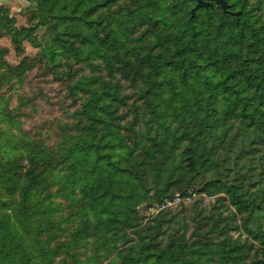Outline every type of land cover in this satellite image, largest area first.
Instances as JSON below:
<instances>
[{"label": "trees", "instance_id": "obj_1", "mask_svg": "<svg viewBox=\"0 0 264 264\" xmlns=\"http://www.w3.org/2000/svg\"><path fill=\"white\" fill-rule=\"evenodd\" d=\"M31 1L21 27L0 5V39L37 49L80 102L56 148L0 146V264H264V0L191 20V0ZM190 190L214 202L188 231Z\"/></svg>", "mask_w": 264, "mask_h": 264}, {"label": "rangeland", "instance_id": "obj_2", "mask_svg": "<svg viewBox=\"0 0 264 264\" xmlns=\"http://www.w3.org/2000/svg\"><path fill=\"white\" fill-rule=\"evenodd\" d=\"M229 1L228 3L230 6L228 11L240 12L238 15L240 16L242 10L237 3L239 0ZM242 1V3H254V0ZM191 2L190 8H193V1ZM1 4L8 6L11 15L16 19L18 27L28 25L30 11L34 7V3L31 0H0V5ZM214 6L220 10L217 5H213V7ZM190 17L189 20L193 18L190 19ZM19 65L23 68V74L20 75V77L15 78L11 74L8 76L0 75V97H3L4 107L7 112L12 110L15 111L14 114H19L18 120L21 126L20 130H8L4 125H0V129L5 127L4 130L7 131L4 133L0 131V146L9 141L17 142L20 137H25L28 140L41 143V145L46 148H56L67 139L68 135L66 129H69V126H71L74 121L66 115L65 111H74L78 107L80 101L74 103V99L69 95L68 86L70 83L64 79V77L56 78L52 75L54 72L53 69L48 62L42 59L37 49L24 43L22 44V53H16L10 41L7 38H1L0 74L6 72L8 68L12 69ZM74 69L78 70V75L83 73L89 74L88 67L81 68L79 66H74ZM76 99H78V97H76ZM23 101L25 103H22ZM190 195L193 204L190 207H185L180 212L183 213L181 217H184L189 223L187 226L188 231H190L191 226H193L192 222L197 213L204 215L214 202L213 198L198 197L193 190H190ZM189 200L190 198L188 201ZM52 204L54 206L58 205V207L62 209L59 216L65 217L73 210L71 201L65 199L62 195L54 198ZM149 204V202H144L137 208L142 223L151 219L150 216L146 214V207L149 206ZM171 206L173 207L174 205ZM76 222L77 220L70 225L67 224L64 226L66 228L69 226L72 228L75 226ZM64 237L65 236H63V238ZM89 250L90 249L81 250L80 252L89 253Z\"/></svg>", "mask_w": 264, "mask_h": 264}, {"label": "water", "instance_id": "obj_3", "mask_svg": "<svg viewBox=\"0 0 264 264\" xmlns=\"http://www.w3.org/2000/svg\"><path fill=\"white\" fill-rule=\"evenodd\" d=\"M194 2V7L190 11V19L195 15L196 11L202 9V8H209L213 7V5H217L221 11L229 13L233 16H238L240 12H230L228 11V4L226 0H191Z\"/></svg>", "mask_w": 264, "mask_h": 264}, {"label": "built area", "instance_id": "obj_4", "mask_svg": "<svg viewBox=\"0 0 264 264\" xmlns=\"http://www.w3.org/2000/svg\"><path fill=\"white\" fill-rule=\"evenodd\" d=\"M180 201L181 200L179 198H175L171 202H166V203H163V204H153V205H149V206L146 207V214L148 216H150V218H152L157 213H159L162 209H164L166 206H171V205L177 204Z\"/></svg>", "mask_w": 264, "mask_h": 264}, {"label": "flooded vegetation", "instance_id": "obj_5", "mask_svg": "<svg viewBox=\"0 0 264 264\" xmlns=\"http://www.w3.org/2000/svg\"><path fill=\"white\" fill-rule=\"evenodd\" d=\"M226 2H227V4H228V6H230L229 3H228V0H226ZM193 4H194V2H193Z\"/></svg>", "mask_w": 264, "mask_h": 264}, {"label": "crops", "instance_id": "obj_6", "mask_svg": "<svg viewBox=\"0 0 264 264\" xmlns=\"http://www.w3.org/2000/svg\"><path fill=\"white\" fill-rule=\"evenodd\" d=\"M1 5H5V4H1ZM6 6V5H5ZM8 7V6H7Z\"/></svg>", "mask_w": 264, "mask_h": 264}]
</instances>
